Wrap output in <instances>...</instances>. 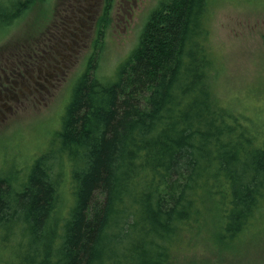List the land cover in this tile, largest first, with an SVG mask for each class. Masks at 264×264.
I'll return each instance as SVG.
<instances>
[{"label": "trees", "instance_id": "obj_1", "mask_svg": "<svg viewBox=\"0 0 264 264\" xmlns=\"http://www.w3.org/2000/svg\"><path fill=\"white\" fill-rule=\"evenodd\" d=\"M31 2L0 0V29ZM209 2L161 0L111 81L88 58L46 148L0 172L6 264H175L194 229L264 222V122L214 95Z\"/></svg>", "mask_w": 264, "mask_h": 264}, {"label": "rangeland", "instance_id": "obj_2", "mask_svg": "<svg viewBox=\"0 0 264 264\" xmlns=\"http://www.w3.org/2000/svg\"><path fill=\"white\" fill-rule=\"evenodd\" d=\"M160 1L32 0L0 29V172L25 169L46 148L91 55L95 77L114 78ZM207 27L217 101L264 122V0H210ZM173 256L175 264H264V222L229 247L194 229Z\"/></svg>", "mask_w": 264, "mask_h": 264}]
</instances>
